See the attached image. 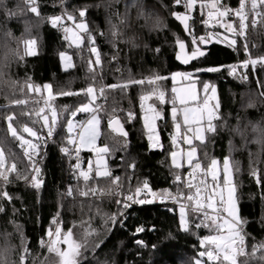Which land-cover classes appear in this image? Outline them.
Here are the masks:
<instances>
[{"label": "trees", "instance_id": "obj_1", "mask_svg": "<svg viewBox=\"0 0 264 264\" xmlns=\"http://www.w3.org/2000/svg\"><path fill=\"white\" fill-rule=\"evenodd\" d=\"M7 2L9 8H14L18 0H7ZM108 3H112V0H68L67 3L69 12L89 6L87 19L96 46L102 54L103 65L102 69L96 66V88L117 83L115 76L118 74L124 76V80L127 81L132 78H147L154 74L170 76L174 71L182 69L196 70L200 82L215 84L221 102V119L216 122L217 133L209 135L208 143L202 148V152L220 161L224 158L230 159L234 168V182L238 189L239 213L247 222L245 226L248 231V243L264 242V198H262L264 186L258 184L251 175L253 168L259 169L264 175V144L256 142L258 134L253 131L255 125L264 127V97L259 94L261 89L257 85V77H250L248 82L242 83L227 71L215 73L203 71L210 66L226 67L243 61L244 54L235 53L225 44L213 43L204 58L188 67L181 66L175 59L178 47L174 37L188 40L190 37L186 35L180 23L169 15L168 10L158 3V0H146V3L155 6L164 27L149 32L141 27L143 21H137V12L133 10L130 13L131 26L125 28L121 25L124 35L117 42L116 47H113L106 36L108 20L109 25L118 23L114 13L119 11L123 14L125 8L123 3L115 4L108 18V10L103 8ZM60 4L61 0H39L40 17L25 13L18 20H13L4 28H0V39L8 41L14 49L9 55L13 60L9 70L13 80L22 83L30 78L36 85L41 86L50 83L56 93L61 90H83L93 83L92 73L88 71L87 60L90 53L86 47L87 41L79 49L73 45L69 46L71 42L64 39L63 30L53 28L47 20L48 17L61 13ZM230 4L235 9L238 0H230ZM23 7L24 5L20 3V8ZM172 7L175 8V5L173 4ZM193 15L198 17V10ZM34 26L36 28L31 29ZM195 29L197 36L205 35L207 31L212 30L205 28L199 22L196 23ZM5 30H11L14 39L5 37ZM25 39L40 40L37 55L25 57L17 62L15 53L23 52L22 42ZM249 47L254 57L264 54V29L249 30ZM156 49L159 51L157 52ZM61 52H71L73 55L75 66L70 70L65 71L62 68L59 56ZM114 56L117 57L115 60H113ZM2 57V46H0V61H3ZM91 58L94 59V56ZM258 77L264 81V71H260ZM165 87L170 93L171 80L165 82ZM148 92L147 85L132 87L123 92L119 89L106 88L107 100L105 101L103 97L97 99L98 108L100 105L104 106L98 110L103 127L111 133L112 138L117 134L108 127L109 118L119 117L128 131L127 137L117 135L113 141L111 140L109 167L114 175L123 178L131 175L132 170L128 165L135 162L133 186L138 181L146 179L150 187L157 192L165 189L175 192L170 160L167 158L170 151V135L174 131L172 121L168 118L171 105L169 102L160 106L166 115L165 121H158L163 151L153 150L147 140L143 126V111L139 107V95ZM8 94V89L0 92V106L9 103L5 98ZM35 96L38 97L39 94ZM44 97L47 98L45 92ZM82 101L85 102L84 97L76 95L59 97L54 102V106H58L60 127L57 128L53 141L40 152V178L44 181L42 188L33 189L21 180L14 182L7 189L15 199L11 204L6 202L5 213L0 214V234H13L11 241L16 245L13 259H16V256L19 258V249L23 240L30 246L32 256L41 260L47 252L39 246L38 241L45 237L46 229L57 216L60 217L63 229L65 231L72 229L74 233L81 222L87 221L91 216L92 227L97 230V234L89 237V251L85 253L87 259L84 264H97V262L99 264H191L200 250L198 237L209 233L207 229L193 231L192 234L179 230L177 205L173 207L175 208L173 212L159 200L150 204H133L125 210L122 222L106 226L104 215L116 213L118 206L107 198L101 202L79 196L76 189L83 187L82 178L77 182L75 177L68 173L66 159L59 150L61 146L69 145L67 144L69 134L65 124L73 117L60 111V108L75 109ZM147 102L156 103L155 98ZM31 107L32 105L29 104L27 108L13 107L0 111V137H7V140L0 143V147L5 149L8 163L16 162L21 169L26 166L27 161L23 156V149L12 141L10 134L7 133L4 117L16 113L21 125L33 126L26 115H19L22 110L27 111ZM37 107H43V103L41 102ZM128 111L134 112L138 118L125 122L124 117ZM85 115L78 112L74 118ZM34 127L39 129L40 124ZM237 128L243 131V138L236 133ZM24 136L28 138L26 133ZM87 154L84 152L83 156ZM70 186L74 189L75 198L66 195ZM100 186L106 187V182L100 181ZM90 204L93 205L91 209ZM13 205L19 210L18 213H13ZM97 205L101 209L99 215ZM17 226H19L18 233ZM153 226L155 231L151 230ZM139 227H143L145 231L137 233ZM137 240L143 241L147 247L139 246ZM94 244L100 246L93 254L91 249Z\"/></svg>", "mask_w": 264, "mask_h": 264}, {"label": "snow or ice", "instance_id": "obj_2", "mask_svg": "<svg viewBox=\"0 0 264 264\" xmlns=\"http://www.w3.org/2000/svg\"><path fill=\"white\" fill-rule=\"evenodd\" d=\"M20 3L24 5L22 9ZM67 3L68 0H61V13L48 17L47 20L53 28L63 30L64 39L71 42L69 46L75 45L79 49L85 44V40L88 41L90 57L87 64L88 71L92 73L93 83L83 90H61L56 93L50 83L41 86L36 85L30 78L22 83L13 80L10 76L11 64L7 54L3 61H0V92L8 89L9 93L5 97L9 103L0 106V111L13 107L27 108L31 104V108L27 111L22 110L19 115H26L33 125H21L16 113L4 117L7 133L10 134L11 140L23 149V156L27 163L23 169L16 162L8 163L5 149L0 147V214L6 211L5 203L11 204L15 199L7 190L14 182L22 180L28 187L36 190L42 188L44 181L40 178L39 161L41 148L54 138L57 128L60 127L58 106H54V102L59 97L82 95L87 102L82 101L78 108L63 107L60 111L70 114L73 118L77 112L91 113V119L87 120L86 124H77L73 119H68L66 121L69 133L67 144L73 145L74 149L62 147L60 150L66 156L70 155L71 151L75 152L76 163L73 165V174L77 182L81 178L83 181V187L76 189L80 197L101 202L107 198L118 206L116 213L104 215L106 226L122 222L125 210L133 204L143 205L157 200L161 202L170 200L179 204V230L192 234L193 231L207 229L209 233L198 237L200 250L191 264H264V242L249 244L247 233L244 232V225L247 222L238 213V189L234 182V168L230 159L224 158L221 162L202 152V148L208 143L209 135L217 133L216 122L221 119V102L216 85L200 82L194 70L193 72L177 71L170 76L154 74L147 78H132L97 89L96 66L102 69V54L96 46V40L89 27L87 19L89 6L69 12ZM121 3L124 4L125 11L123 14L116 11L114 15L119 22L111 25L113 47H116L117 42L124 35L121 25L125 28L131 26L130 13L133 10L137 12V21H143L141 27L149 32L158 31L164 27L155 6L147 4L146 0H112L109 7ZM158 3L183 25V30L190 37V40L174 37L179 49L175 54L177 61L183 65H189L207 55L204 46L209 43H224L235 53H243L244 60L226 67L210 66L203 71L209 73L227 71L229 75L242 83L248 82L250 77L255 76L257 85L261 89L259 94L264 97V81L258 77V73L264 71V54L254 57L249 47V30L264 29V0H238V6L235 9L232 8L230 0H199V4L198 0H158ZM173 4L175 8L172 7ZM39 9V0H18L14 8L8 7L7 0H0V17H2L0 28H4L13 20H18L25 13L40 17ZM197 10L198 17L193 15ZM65 21L72 22V27H68ZM197 22L208 29H223V33L207 31L205 35L197 36L195 29ZM82 33L85 35L82 36ZM4 35L14 39L11 30H5ZM22 43L23 52L15 53L17 62L25 57L37 55L36 39H25ZM156 51L158 52L159 49ZM59 56L64 62L65 71L74 67L71 56L63 52L59 53ZM93 56L94 59L91 58ZM116 58L114 56L113 60ZM100 79L102 80L103 77L101 76ZM168 80H171L173 85L170 93L165 87V82ZM178 84L183 86L178 87ZM145 85L149 86V92L139 95V107L143 111V126L147 131V140L153 150L163 151L157 121H165L166 115L160 106L169 102L171 105L168 118L172 121L174 131L170 135V151L167 158L170 160L175 192L167 189L157 192L150 187L146 179L138 181L133 186L135 162L128 165L132 170L131 175L123 178L114 175L106 160L110 152L108 146H97V139L101 135V121L97 112L104 107L96 106L97 99L103 97L105 101L107 100L106 88L119 89L123 92L132 87ZM44 92L47 93V98L44 97ZM17 96L19 98H14ZM153 98L156 103L146 105V102ZM41 102L43 107H37ZM113 113L115 114V109ZM135 118H138L136 114L128 111L124 121ZM36 124H40L39 129L34 127ZM108 127L121 137L128 136L124 124L118 117L109 118ZM77 128L80 129L78 133H76ZM235 131L243 138L244 134L240 128ZM253 131L258 134L256 142L264 144V127L255 125ZM25 133L32 139H26ZM73 133L76 134L72 135ZM5 140L7 137H0V143ZM82 149H87L96 156L95 160L87 162L86 170L82 169L80 163ZM251 175L258 184L264 186V175L259 169L253 168ZM100 181H105L106 187H101ZM66 195L75 198L74 189L71 186L67 189ZM92 206L90 204L89 208L91 209ZM12 207L13 213H18L19 210L15 209L14 205ZM96 207L99 215L101 209L98 205ZM170 211L175 212V208ZM80 227L83 230V236L77 240L73 230L65 231L59 217H56L52 220L51 226L46 229L45 237L41 238L38 244L49 255L55 257V264H84L87 259L85 253L89 251V237L96 235L97 230L92 227L91 216L87 221H82ZM151 230L156 229L153 226ZM143 231H145L143 227L137 228V233ZM18 232L19 226H17ZM0 235L4 238V243L0 244V264H38V262L47 264V257L43 261L33 257L30 246L23 240L18 261L13 259L12 254L16 252L15 246L11 243L13 234ZM136 243L141 247H147L141 240H137ZM99 246V244L92 246L93 254Z\"/></svg>", "mask_w": 264, "mask_h": 264}, {"label": "rangeland", "instance_id": "obj_3", "mask_svg": "<svg viewBox=\"0 0 264 264\" xmlns=\"http://www.w3.org/2000/svg\"><path fill=\"white\" fill-rule=\"evenodd\" d=\"M111 3H108V4H106V5H104V9L105 10H108V14H107V16H108V18H109V15H110V13H111V11H112V9H113V6L115 5V4H113L111 7H109V5H110ZM194 14V13H193ZM65 23L67 24V26L68 27H72V22H69V21H65ZM111 25L112 24H110L109 25V20H108V27H107V39L109 40V42L110 43H112V40H113V37H112V27H111ZM36 28V26H34V27H32L31 29H35ZM94 30H95V28H94ZM211 31H220L221 33H223V29H212ZM93 33V32H92ZM82 36H84L85 34H81ZM6 37V36H5ZM4 37V38H5ZM37 41V46H38V44H40V40H36ZM86 41L87 40H85V43H86ZM221 44H224V43H221ZM87 45H88V41H87ZM226 45V44H225ZM0 46H2V52H3V57H2V59H4V57H5V55L7 54V56H8V60H9V62H10V64L12 63V61L13 60H11L10 58H11V56H9V55H11V53H13L14 52V49H13V47L11 46V44L8 42V41H3L2 39H0ZM73 46H75V45H73ZM84 46V45H83ZM87 47V46H86ZM87 49H88V47H87ZM37 50V49H36ZM63 53H65L66 55H68V56H71L72 57V63H73V65L75 66V61H74V58H73V55H72V53L71 52H63ZM61 60V59H60ZM61 65H62V68L65 70V68H64V62L61 60ZM71 69V68H70ZM70 69H68V70H70ZM177 71H188V72H193V71H191V70H187V69H182V70H176V71H174L173 73H175V72H177ZM172 73V74H173ZM198 80H199V78H197ZM115 80H116V82H120V81H125L124 80V76H121V75H116L115 76ZM173 86V85H172ZM178 87H180V86H183V85H181V84H178L177 85ZM199 86V85H198ZM46 93V92H45ZM46 95H47V93H46ZM85 102H87V101H85ZM96 103H97V101H96ZM147 104H149V102H146V105ZM96 106H97V104H96ZM98 107V106H97ZM77 114H78V112H77ZM83 114H86L85 116H82V117H78V118H71V119H73L74 120V123H80V124H86V122H87V120H89V119H91V113H83ZM97 115L100 117V132H101V135L99 136V138L97 139V146L98 147H103V146H108V148H109V150L111 151V140L113 141V138L115 139L116 138V136L117 135H114L113 136V138H112V135H111V133L108 131V130H106L104 127H103V122H102V118H101V116H100V114H99V111L97 112ZM157 124H158V121H157ZM65 129H66V131L68 132V130H67V124H65ZM158 130H159V126H158ZM145 131H146V129H145ZM69 134V133H68ZM146 134H147V131H146ZM72 135H74V133L72 134ZM161 137V136H160ZM26 138V137H25ZM26 139H32L31 137H28V138H26ZM102 140H104V142L102 141ZM81 152H82V155H83V153L84 152H87L88 154H87V156H83V158H82V160H81V167H82V169H85L86 170V168H87V162L88 161H90V160H95L96 159V156H95V153H93V152H90V151H88L87 149H82L81 150ZM109 154H110V152H109ZM108 157H109V155H107L106 156V160H107V164H108V167H109V159H108ZM7 158V157H6ZM218 160V159H217ZM218 161H220V160H218ZM222 162V161H221ZM110 168V167H109ZM237 203H238V201H237ZM177 213H179V204H178V206H177ZM238 213H239V208H238ZM239 216H240V213H239ZM57 217H59V216H57ZM241 217V216H240ZM59 219H60V217H59ZM81 231H83L82 229H81V227H79L78 229H76L75 230V233H74V235H75V238L77 239V240H79V239H81L82 238V236H83V232H81ZM0 244H2V243H4V238H3V236L1 235L0 236ZM11 243L15 246V248H16V245L11 241ZM63 247V246H62ZM16 253V252H15ZM13 255H14V253L12 254V258H13ZM45 257H47V264H55V257L54 256H51V255H49L48 253H46L45 254V256L40 260V261H43L44 260V258ZM16 260L18 261V257L16 256ZM38 264H39V262H38Z\"/></svg>", "mask_w": 264, "mask_h": 264}, {"label": "built area", "instance_id": "obj_4", "mask_svg": "<svg viewBox=\"0 0 264 264\" xmlns=\"http://www.w3.org/2000/svg\"><path fill=\"white\" fill-rule=\"evenodd\" d=\"M77 124H80V123H77ZM80 131L79 128L76 129V133H78ZM74 133V135L76 134ZM55 137V135H54ZM54 139V138H53ZM53 139L49 140L48 143L46 145H43L41 150H45L46 147L48 146V144L53 141ZM62 147H68L70 150L74 149V146L73 145H63L59 148V150L62 148ZM60 153L62 156L65 157L66 159V166H67V170H68V173L71 175V176H74L73 174V165L76 163V155H75V152L74 151H71V154L70 155H65L61 150H60ZM80 163H81V160L83 158V155H82V152L80 153ZM7 160V158H6ZM8 161V160H7ZM41 167V165H40ZM75 177V176H74ZM76 179V178H75ZM161 202V201H160ZM162 204L166 205L169 209H173L174 206H178V203H174L173 201H170V200H166L164 202H161ZM244 232L248 234V231H247V228L246 226L244 225Z\"/></svg>", "mask_w": 264, "mask_h": 264}, {"label": "water", "instance_id": "obj_5", "mask_svg": "<svg viewBox=\"0 0 264 264\" xmlns=\"http://www.w3.org/2000/svg\"><path fill=\"white\" fill-rule=\"evenodd\" d=\"M179 22V21H178ZM180 23V22H179ZM181 25V24H180ZM182 26V28H183V25H181ZM186 35L188 36V34L186 33ZM212 44L213 43H209L207 46H204V50L207 52L209 49H210V47L212 46ZM178 47V46H177ZM178 51H179V49H178ZM177 61V60H176ZM181 66H183V67H188L189 65H191V64H193L195 61H193V62H191L189 65H183V64H181L179 61H177ZM119 118V117H118ZM122 122V121H121ZM123 123V122H122ZM124 128H125V130L127 131V129H126V127H125V125H124ZM116 133V132H115ZM127 133H128V131H127ZM117 135H119L118 133H116Z\"/></svg>", "mask_w": 264, "mask_h": 264}]
</instances>
